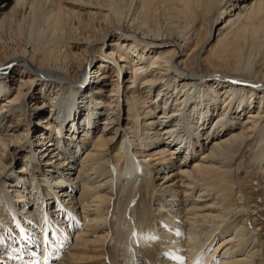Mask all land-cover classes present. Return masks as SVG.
Instances as JSON below:
<instances>
[{
	"label": "bare ground",
	"instance_id": "bare-ground-1",
	"mask_svg": "<svg viewBox=\"0 0 264 264\" xmlns=\"http://www.w3.org/2000/svg\"><path fill=\"white\" fill-rule=\"evenodd\" d=\"M91 1L0 3V264H264V0Z\"/></svg>",
	"mask_w": 264,
	"mask_h": 264
},
{
	"label": "rangeland",
	"instance_id": "rangeland-1",
	"mask_svg": "<svg viewBox=\"0 0 264 264\" xmlns=\"http://www.w3.org/2000/svg\"><path fill=\"white\" fill-rule=\"evenodd\" d=\"M75 1L87 2L88 0H85V1L84 0H75ZM90 1L91 0H89V2ZM94 1H97V0H92L91 2H94ZM100 1H102L104 3H107V4H110L111 3L110 5L112 6V9H113L112 10V17L114 19L115 18H126V17H129V16H134L135 11H134L133 7L131 6V4L129 3V0H100ZM1 2H2V0H0V3ZM64 4L67 5V3H64ZM36 6L37 7H34L35 10H34V15H33V20H34V25L33 26H34V34H35V36L41 38V37H44L47 34L52 33V31L55 30L54 28L59 27L60 24L63 22V20H64V23H62L61 27L59 28L60 30L59 29H56L55 30V31L58 30V33L56 32V34L59 35V32H61V31H64L65 33H71L72 34V32L73 33H77L78 31L81 32L83 30V27L84 26L81 25V23H79L76 18H72L70 16L61 15L57 11V9H52L50 7L44 6V5H42L41 2H39V4L37 3ZM163 6L165 7V8L163 7V9H164V11L166 13L165 15H167V17H168V14H169V17L167 18V21H164V17H166L165 15L163 17H161V19H160V21H164L162 23L163 24V27H165V25L168 27L169 25H172V24L179 25V26H180V24L186 25L187 23H189L191 21V19H193V16L194 15L192 16L191 14H184L183 15L182 13H179L180 14L179 15L178 13H176V11H172L171 12L168 3H167V5L164 4ZM174 12H175L176 15L174 14ZM127 15H129V16H127ZM177 15H178V17L176 19V16ZM186 16H187L188 19H190V18L191 19L188 21L187 18H186ZM198 17L199 16H196L195 18L200 19V23H201V27H202V30L200 29V32L202 34L203 31H204V26H205L204 22L206 20L203 21L204 20L203 18L201 19V17H199V18ZM58 19H60V21H61V22L59 21L60 22L59 24L56 22V20L58 21ZM182 21H183V23H182ZM202 21H203V23H202ZM179 22H180V24H179ZM53 23H55V24H53ZM27 27H28L27 26V23H25L24 20L21 23L15 22L12 31L15 33V36H17L18 34L24 35V34H26ZM188 64H189L190 67L193 66V68H195L197 70L198 69H201L202 71H204L207 68L205 65L201 64L200 61H195L193 59ZM88 82H90V79H89ZM108 90L109 89H107V91H105V94L108 93ZM101 119H102V117H101ZM99 126H100V124H99ZM37 137H38V131H35V132H33L31 134V139L32 140H34V139L36 140ZM43 153H44V151H41V153L39 154V156H40L39 157V160H38L39 161V164H41L46 158H49L48 157V154L44 155ZM79 155L82 156V153L79 154ZM16 166H17V168H16L17 171L20 170L21 169V166H22V162L17 163ZM47 166L48 165H45V168ZM244 198H245V196H241L240 199L237 200L238 203H241L242 204V202L245 200ZM247 223H248L247 224L248 227H251L250 222L248 221ZM215 244H216V242L213 243L212 248H214Z\"/></svg>",
	"mask_w": 264,
	"mask_h": 264
}]
</instances>
